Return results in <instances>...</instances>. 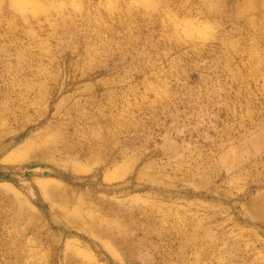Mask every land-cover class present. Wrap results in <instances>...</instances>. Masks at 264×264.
Masks as SVG:
<instances>
[{
  "label": "rangeland",
  "instance_id": "374dc122",
  "mask_svg": "<svg viewBox=\"0 0 264 264\" xmlns=\"http://www.w3.org/2000/svg\"><path fill=\"white\" fill-rule=\"evenodd\" d=\"M0 264H264V0H0Z\"/></svg>",
  "mask_w": 264,
  "mask_h": 264
}]
</instances>
